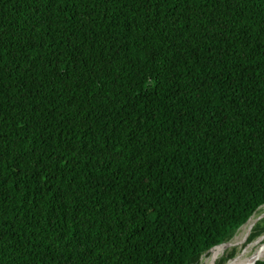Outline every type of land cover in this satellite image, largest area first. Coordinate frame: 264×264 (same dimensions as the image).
I'll return each instance as SVG.
<instances>
[{"label": "trees", "instance_id": "trees-1", "mask_svg": "<svg viewBox=\"0 0 264 264\" xmlns=\"http://www.w3.org/2000/svg\"><path fill=\"white\" fill-rule=\"evenodd\" d=\"M262 208L264 0H0V264H200Z\"/></svg>", "mask_w": 264, "mask_h": 264}, {"label": "rangeland", "instance_id": "rangeland-1", "mask_svg": "<svg viewBox=\"0 0 264 264\" xmlns=\"http://www.w3.org/2000/svg\"><path fill=\"white\" fill-rule=\"evenodd\" d=\"M257 219H258V221H257ZM262 219H264V208H262L256 214H254L253 217L251 218V220L246 224V225H249V224L254 223V224L251 225V227L249 229L250 232L248 231V235H247V238H246V245H248V244H250V243H252L254 241H257V239L259 237L264 236V233H261L259 236H257L253 240L248 241V238L255 232V229H256L257 225L262 222ZM261 225H262V223H261ZM243 231L244 230H243V227H242L236 233L235 236H239V235L243 234ZM233 238L229 242L224 244L222 247H220L219 249L213 250L212 252L210 251L208 253V255H204L201 258V263L200 264H217V263H220V262H223V264H225L226 263L225 261H227L230 258L234 257L237 254L238 250H239V247H236V245L240 241L233 242L230 247H227V245L230 244L233 241ZM246 245H245V247H246Z\"/></svg>", "mask_w": 264, "mask_h": 264}, {"label": "bare ground", "instance_id": "bare-ground-1", "mask_svg": "<svg viewBox=\"0 0 264 264\" xmlns=\"http://www.w3.org/2000/svg\"><path fill=\"white\" fill-rule=\"evenodd\" d=\"M252 224L243 226V234L235 236L233 238V241L227 245V247H230L233 242L240 241L236 245V247H239L237 254L229 260L225 261V264H244L247 262V264H252L254 262L253 260H264V246L261 247L260 245H257L258 242H252L246 245V238ZM263 240H260L259 242Z\"/></svg>", "mask_w": 264, "mask_h": 264}, {"label": "water", "instance_id": "water-1", "mask_svg": "<svg viewBox=\"0 0 264 264\" xmlns=\"http://www.w3.org/2000/svg\"><path fill=\"white\" fill-rule=\"evenodd\" d=\"M250 220H251V218L247 221V223H248ZM257 221H258V219H257ZM257 221H256V222H257ZM247 223H246V224H247ZM246 224H245V225H246ZM245 225H244V226H245ZM242 227H243V226H242ZM249 232H250V231H249ZM226 243H227V242H226ZM226 243H223V244H226ZM223 244H220V245H223ZM220 245H218V246H220ZM216 247H217V246H216ZM212 249H213V248H212ZM212 249H211V250H212ZM211 250H210V251H211ZM210 251H209V252H210ZM258 261H262V260H257V261H255V262H253L252 264H256V262H258Z\"/></svg>", "mask_w": 264, "mask_h": 264}]
</instances>
